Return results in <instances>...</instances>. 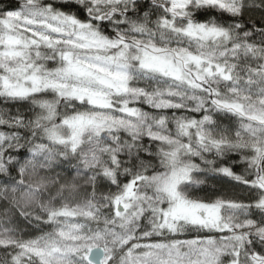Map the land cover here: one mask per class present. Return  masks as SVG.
<instances>
[{
	"label": "snow or ice",
	"instance_id": "6c2138e0",
	"mask_svg": "<svg viewBox=\"0 0 264 264\" xmlns=\"http://www.w3.org/2000/svg\"><path fill=\"white\" fill-rule=\"evenodd\" d=\"M0 264H264V0H0Z\"/></svg>",
	"mask_w": 264,
	"mask_h": 264
},
{
	"label": "trees",
	"instance_id": "16d2710c",
	"mask_svg": "<svg viewBox=\"0 0 264 264\" xmlns=\"http://www.w3.org/2000/svg\"><path fill=\"white\" fill-rule=\"evenodd\" d=\"M201 195H203V193H200Z\"/></svg>",
	"mask_w": 264,
	"mask_h": 264
}]
</instances>
